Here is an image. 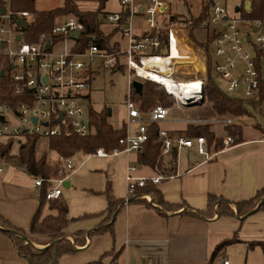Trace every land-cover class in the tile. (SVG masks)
<instances>
[{
	"label": "built area",
	"instance_id": "built-area-1",
	"mask_svg": "<svg viewBox=\"0 0 264 264\" xmlns=\"http://www.w3.org/2000/svg\"><path fill=\"white\" fill-rule=\"evenodd\" d=\"M238 2L234 8L229 9L218 4L217 0H203V12L198 29H207L206 42L213 37L211 50L214 70L221 83L231 92L242 90L247 99L264 103L260 99L264 94V18L254 17L255 12L261 10L262 0ZM176 3H179V0H120L121 11L107 15L102 30L109 25L113 27L111 32L117 30V33L129 36V47L125 56L131 85L134 86L138 82L142 84V90L148 91L149 83L157 84L167 95L174 98L175 104L168 107L158 102L146 114L147 120H141L144 114L129 98V118L132 122L141 121L138 132L120 140L123 149L117 148L110 153L100 149L95 154L98 157H116L122 153L140 152L147 141L151 124L182 119L199 122L223 120L227 125L233 123L230 113L217 114V117L210 114L205 118L175 117L178 108L203 110L208 105L205 99L206 51L193 39V33L198 29L193 30L190 25H178L170 21V18L178 13L174 10ZM1 9L4 11L3 13L0 11V77L7 80L12 96L19 102L12 106L0 101V140H20L26 134L49 139L67 132L80 137L91 135L93 133L91 119L84 106L87 102H89L87 107L91 105L86 91L92 80L94 58L102 59L100 67L105 70L119 66L117 54H109L99 49L92 38L83 52H76L75 49L86 31V26L75 15L58 17L49 32L42 34L36 42H29L24 29L34 22L35 13L28 11L16 13L12 9L11 0H0ZM124 12H129L125 21ZM135 18H140L152 33L135 38L133 36ZM20 21L25 22L24 27L18 24ZM76 32H79L77 39L73 37ZM197 58L203 59L205 66L203 72L194 69L181 71L174 68L180 61ZM145 70L160 77L170 78L175 85L170 89L155 78L146 77L143 74ZM192 73L201 76L194 79L184 77ZM182 83L198 86L188 95L175 93L172 89L181 91ZM194 103L198 105H189ZM211 105L218 112L215 105L213 103ZM60 117L62 120L58 122ZM34 119L37 120L36 123ZM157 134L162 140L163 156L169 155L173 148L179 151L183 148H192L195 143L193 139L184 137L172 138L165 130L159 129ZM232 142L231 137L223 141L226 146ZM207 143L203 137L196 139L198 152L211 160L213 156L209 157L206 151ZM56 162L61 176L59 179L35 177V185L39 188H43L44 183L49 185L56 183L55 187L47 189L45 194L47 200L60 199L61 185L70 179L75 167L71 157L59 155ZM136 171L135 166L127 170V200L138 187H144L148 182L158 186L161 182L174 179L178 175L164 174L157 170L154 177H142L136 176ZM221 264L230 262L223 258Z\"/></svg>",
	"mask_w": 264,
	"mask_h": 264
},
{
	"label": "crops",
	"instance_id": "crops-1",
	"mask_svg": "<svg viewBox=\"0 0 264 264\" xmlns=\"http://www.w3.org/2000/svg\"><path fill=\"white\" fill-rule=\"evenodd\" d=\"M175 5L174 10L178 12L174 15L176 19H173L174 16L170 18L174 24H181L189 17L196 20L203 12V0H179ZM194 7L197 8V13L192 12ZM107 26V33L106 27L103 29L105 34L113 30L112 26ZM149 33H152V30L143 24L140 18H135L133 36L140 38ZM112 42L118 43L121 52L125 53L129 47V36L116 33ZM121 60H126V56L119 59V66ZM174 68L181 71L205 70L201 58L180 61ZM253 108L263 112L264 103L255 101ZM214 115L216 116L215 113ZM174 122L176 121L164 123ZM186 124L178 131L167 133L172 138L183 137ZM138 130L139 128L135 134ZM256 130L249 137L242 133V141L238 144L226 146L223 143L218 148L217 141L207 143L206 151L209 157L213 156L211 160L198 152L196 139H193L195 143L192 148L177 151V159L172 167L169 164L171 155L165 156V167L172 168L173 173L178 175L157 186L160 198L169 204H184V207L177 211H165L155 204L152 196L143 195L142 199H147L150 206L140 202L126 204L115 218L113 235L106 233L90 236L97 229L100 219L72 223L65 231V239L71 240L78 252L62 256L59 264H88L97 261L113 264L114 260L116 264H209L213 251L226 239L237 237L240 240L238 244L264 243L263 211L257 210L249 217H240L241 219L237 214L235 217L220 216L216 206L211 217L186 213L206 212L209 195L230 202L237 212L235 203L253 198L264 188V125L257 124ZM136 176L154 177L156 170L143 167L137 169ZM63 186L68 190L64 192L62 189V195L58 199L65 202L63 205L67 207L66 203L71 204L73 198L82 199L77 191L83 192L74 187L71 178L66 180ZM49 188H53L52 185H49ZM43 192V188L35 185V177L23 168L0 160V215L13 227L25 231L29 238L37 237L29 233V228L42 204ZM102 204L103 202L97 203V206L100 205L99 209L104 206ZM45 205L46 203H43V216L52 213L50 208L45 209ZM90 205L83 203L81 212L96 210L89 208ZM79 231H83L80 246L76 244L74 237ZM71 257L75 260H68ZM221 260L219 259L218 263H221ZM0 264H28L17 253L10 236L1 231Z\"/></svg>",
	"mask_w": 264,
	"mask_h": 264
},
{
	"label": "trees",
	"instance_id": "trees-1",
	"mask_svg": "<svg viewBox=\"0 0 264 264\" xmlns=\"http://www.w3.org/2000/svg\"><path fill=\"white\" fill-rule=\"evenodd\" d=\"M35 0H11V6L13 11L16 13L22 11H28L35 13V20L27 28L24 29L25 34L29 38V42H36L39 37L49 32L55 20L61 16L75 15L81 19V21L86 26V31L84 32L82 38L79 40L78 46L76 47V52H83L89 45V39H93L99 49L106 51L109 54H117L118 61L125 53H122L118 43H113L112 39L114 35L118 32L117 30L109 34H105L102 30V26L105 24L107 15L104 19L101 18L100 14L102 13L101 9L98 11H83L79 10L75 6L73 0H65V6L57 8L54 10L48 11H38L35 9L33 4ZM103 5V3H102ZM104 6V5H103ZM264 0H262L261 10H257L254 14V17L264 18ZM129 12L123 13V21L128 17ZM176 19V16L173 17ZM172 19V20H173ZM201 18L198 20L187 18L185 22L178 25H190L193 27V30H196L200 27ZM213 37L209 38L205 44H199L201 48L206 51L207 55V75H206V87H205V99L215 104L216 110L213 105H210L212 111L216 114H226L230 113L233 118H240L243 116L251 115L250 110L246 107L243 99L232 98L228 94L223 92L220 84L216 81L217 75L214 70V58L211 50ZM149 91L142 90L141 93H138L133 85H131L130 99L135 102L142 114L146 115L155 105L156 100L153 99L150 95V92H154L158 99L162 100L163 103L167 106H173L175 100L173 97L167 95L163 88L154 83H149ZM261 101H264V94L260 97ZM0 101L11 104L15 106L19 100L12 96L11 88L6 79L0 77ZM90 108V106H89ZM90 111L91 124L95 127V134H91L86 137H80L75 135L72 132L64 133L62 136L53 137L49 139V148L50 150L56 152L58 155H63L66 157H72L77 152H85L89 155H95L96 152L100 149L105 150L110 153L114 149H123V146L120 145V140L127 137L126 128L116 130L114 129L107 121V111L101 113H96L92 108ZM159 130V124H151L148 129L147 141L143 144L142 150L137 153L138 163L143 167H148L153 170L162 171L164 174H172L174 170L171 168L165 167V156L162 155V140L159 138L157 132ZM227 132V137L233 139V144L240 143L242 137V127L235 123L225 126ZM183 137L187 139H198L200 137L205 138L209 144L217 141L218 148L223 144V139H218L211 131L210 123L201 122L198 124H186V130L182 134ZM40 137L26 134L23 136V142H20L19 152L17 155H11V149L14 144V139L3 142L0 140V160L9 161L10 163L23 168L28 174L33 177H41L44 179H59L61 176L59 174V165L57 162L50 163L47 162L46 158H37L36 155V144ZM171 161L170 166L172 167L177 159V150L173 148L170 152ZM49 184L44 183L43 186V195H42V204L38 209V212L35 218L32 221V224L29 228V233L37 237H48L51 239V242H56L53 246L44 249L38 250L35 247L26 244V242L12 234H8L14 243V247L17 253L24 258L28 264H59V259L62 256L76 254L78 250L73 246L72 242L68 239L61 240L65 238L66 229L72 223L82 222L91 219H100L101 222L97 226L90 236H98L106 233L114 234V222L113 218L117 217L120 211L128 203H144L148 206L149 203L146 200L142 199L143 195H155L159 199L158 207H163L168 211H177L184 207V204H169L160 198L159 191L157 186L148 182L144 187H138L135 193L129 197V199H115L112 194L111 182L108 183L107 190L105 192L108 199V207L106 210L100 213L94 214H84L78 218H69L68 209L65 205L61 204L58 200H47L45 194ZM264 198V188L257 192V194L245 201L235 203L237 212L231 207V203L226 201L223 198H218L214 195H209L208 197V210L203 213H193L186 212L193 216H208L211 217L213 214V209L216 206V210L220 216H237L244 218L250 212H253L257 206L260 204ZM127 201H129L127 203ZM43 203L49 204V208L54 214H48L43 216ZM159 209V208H157ZM259 211L264 212V203L260 207ZM0 226L14 230L21 234L26 235V232L16 227H13L7 223L3 217L0 215ZM7 234V233H6ZM83 231H79L74 237L76 244L81 245ZM29 238V237H28ZM31 239V238H29ZM32 240V239H31ZM59 240V241H58ZM61 240V241H60ZM240 243V240L237 237L231 239H226L220 243V245L213 251L209 264H221L218 263L219 259H223L222 252L223 250L231 245ZM250 247L259 246L261 247L264 254V243H249ZM88 264H103L101 261L91 262ZM115 263V260L113 261Z\"/></svg>",
	"mask_w": 264,
	"mask_h": 264
},
{
	"label": "rangeland",
	"instance_id": "rangeland-1",
	"mask_svg": "<svg viewBox=\"0 0 264 264\" xmlns=\"http://www.w3.org/2000/svg\"><path fill=\"white\" fill-rule=\"evenodd\" d=\"M73 2L79 10L98 11L99 9H101L102 13L100 14V16L103 19L105 18V15L120 12L122 9L120 0H73ZM102 3L104 6L102 5ZM217 3L226 6L229 9H232L239 2L238 0H217ZM33 4L35 6V9L38 11H48L64 7L65 0H35ZM196 10L197 8L194 7L192 12L197 13ZM165 21L167 22L168 18ZM107 27L105 28L106 33L109 30L107 29ZM206 30L207 29L200 28L193 33V39L198 45L206 43ZM12 49L15 50V47L12 46ZM101 61L102 59L100 57L94 58V63L92 66V80L89 83L88 89L86 91V95H88V99L91 104L90 108H92L93 111L96 113L107 111L108 123L116 130L126 128L127 136L131 137L135 134V131L141 125V121L132 123L129 119L128 103L131 92V83L129 81V70L127 66V61L121 60L120 66L105 70L100 67ZM200 76L201 74L195 73H192L191 75H184L186 79H194ZM216 81L220 84L224 93L228 94L232 98H240L244 100L245 105L250 110L251 115L243 116L240 118L235 117L236 122L234 123H237V125H240L242 127V133H244L247 137L253 135L255 133L257 124L260 123L261 125H264V111H258L256 110V108H253L255 100L247 99L242 90L231 92L226 88L225 85L221 83L218 77H216ZM154 92H150V95L153 99L156 100V103L159 102L165 105L162 100L157 98ZM211 103L210 101H207L208 105L203 110L178 108L179 111L175 114V117L197 118L204 116L205 118L207 115L209 116L210 114L215 117L214 112L210 108ZM84 107L86 109V112L90 116V108L86 105ZM141 120H147V116L142 115ZM216 122H208L210 123L211 131L214 133L216 138L225 139L227 137V132L223 125L227 124L223 120H216ZM185 123L198 124L201 122L182 119L174 123H160L159 128L161 130H165L166 132H174L182 128ZM92 132V134L96 133L95 127L93 126ZM9 140L4 139L3 142L6 143V141ZM14 141L15 142L11 149V155L18 154L20 142H23L22 139H14ZM36 155L38 159L45 157L47 162L50 163L56 162L59 156L56 152L50 150L49 138L47 137L39 138L36 144ZM166 158L167 157H165V159ZM71 160L75 167L73 172L71 173L70 178L72 179L74 187H77L83 193H79V191H77V194H80L82 199L74 200L73 198L71 204L66 201V204L68 205L67 209L69 210V218H78L79 216L84 214L100 213L106 210V208L108 207V199L105 192L107 190L109 182H111L112 194L115 199L121 200L122 198H127L128 188L125 178L127 174V168L134 166L137 167L138 170L143 168V166L138 163V157L136 152H132L129 154L122 153L116 157L110 156L106 158H101L97 155H89L85 152L80 151L77 152L74 156H72ZM55 185L56 183H53L52 187H54ZM61 188L64 192L68 191L67 189H64L63 185H61ZM149 195L154 198L155 204L159 205V199L157 198V196L152 194ZM143 200L148 201L145 198ZM100 202H103L102 205L104 206L99 209L98 206L100 205L97 206V203ZM83 203L91 204L89 208H95L96 210H93L92 212H81V207L83 206ZM61 204H65V202H61ZM48 208L49 204H46L45 209ZM163 209L165 211H168L165 208ZM51 214H54V212H52ZM31 239L32 243L35 245V248L38 250H44L46 247H48L49 244L54 243L51 242V239H49L48 237H31ZM222 256L226 257L230 264H264V254L261 247L255 246L251 248L249 244H235L228 246L223 250ZM68 260L75 259L71 257L68 258Z\"/></svg>",
	"mask_w": 264,
	"mask_h": 264
},
{
	"label": "water",
	"instance_id": "water-1",
	"mask_svg": "<svg viewBox=\"0 0 264 264\" xmlns=\"http://www.w3.org/2000/svg\"><path fill=\"white\" fill-rule=\"evenodd\" d=\"M247 8H249V4L247 5ZM0 11H1V13H3L4 10L1 9ZM18 24H19L21 27H24V26H25V22H24V21H20ZM73 37H74L75 39H77V38L79 37V32H76V33L73 35ZM17 39L19 40L20 37H18ZM90 41H91V40H90ZM134 88L136 89V91H137L138 93H141V92H142V84H140V83L137 82V83L134 84ZM203 101H204V100H202L201 103H203ZM86 105H89V102H87ZM189 105H190V106H197L198 103L189 104ZM61 120H62V117H60V119L58 120V122H60ZM34 122L36 123L37 120L34 119ZM128 202H129V201H127V203H128ZM263 203H264V198L262 199V201L260 202V204L257 206V208H256L253 212H250L249 214H247L244 218L249 217V216L252 215L255 211L259 210L260 207L263 205ZM238 217H239V216H238ZM239 218H240V217H239ZM240 219H241V218H240ZM114 221H115V217L113 218V220H112L111 223H113ZM0 231H1V232H4V233H7V234L15 235V236H17V237L23 239V240L26 242V244L35 247V245L32 243V241H31L26 235H24V234H21V233H19V232L14 231V230L3 229V228H1V227H0ZM64 239H65V238H63V239H61V240H64ZM61 240H60V241H61ZM58 241H59V240H58ZM55 243H56V242L52 243L51 245H49V246L46 247L45 249H47V248L53 246Z\"/></svg>",
	"mask_w": 264,
	"mask_h": 264
},
{
	"label": "bare ground",
	"instance_id": "bare-ground-1",
	"mask_svg": "<svg viewBox=\"0 0 264 264\" xmlns=\"http://www.w3.org/2000/svg\"><path fill=\"white\" fill-rule=\"evenodd\" d=\"M167 62H169L170 60H166ZM148 64V63H147ZM143 72V71H142ZM143 74L146 76V77H151V78H155L156 80H158L160 83H163V84H165L166 86H168V87H170V89H171V87L172 86H174L175 84H174V82L173 81H171V79L170 78H165V77H160V76H157L156 74H153L152 72H147L146 70L143 72ZM196 84V83H195ZM185 86H187V87H185ZM197 86H198V84H196V85H191V86H189V85H185V84H183L182 83V90L181 91H179L178 89H172L175 93H177V94H181V93H183L184 95L185 94H190V93H192L194 90H196V88H197ZM180 109V108H179Z\"/></svg>",
	"mask_w": 264,
	"mask_h": 264
}]
</instances>
